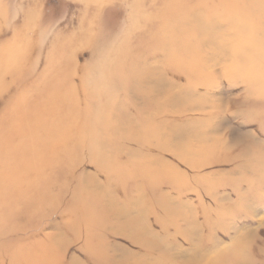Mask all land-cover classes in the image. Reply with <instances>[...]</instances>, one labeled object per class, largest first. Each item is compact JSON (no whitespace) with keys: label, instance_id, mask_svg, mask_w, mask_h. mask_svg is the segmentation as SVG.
<instances>
[{"label":"rangeland","instance_id":"374dc122","mask_svg":"<svg viewBox=\"0 0 264 264\" xmlns=\"http://www.w3.org/2000/svg\"><path fill=\"white\" fill-rule=\"evenodd\" d=\"M262 8L0 0V264H264Z\"/></svg>","mask_w":264,"mask_h":264},{"label":"bare ground","instance_id":"6f19581e","mask_svg":"<svg viewBox=\"0 0 264 264\" xmlns=\"http://www.w3.org/2000/svg\"><path fill=\"white\" fill-rule=\"evenodd\" d=\"M262 9H263L262 11H264V8H262ZM245 236H247L246 239H250V237H249L250 234L249 233L248 234L246 233ZM261 247H264V246H261ZM258 253H263V251L260 250ZM250 261H251V256L247 255L246 251L243 249V253L239 257V260H237L238 264H250Z\"/></svg>","mask_w":264,"mask_h":264}]
</instances>
